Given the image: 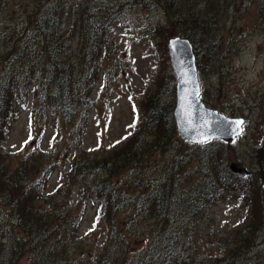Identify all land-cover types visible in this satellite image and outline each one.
Wrapping results in <instances>:
<instances>
[{
	"label": "trees",
	"instance_id": "16d2710c",
	"mask_svg": "<svg viewBox=\"0 0 264 264\" xmlns=\"http://www.w3.org/2000/svg\"><path fill=\"white\" fill-rule=\"evenodd\" d=\"M221 1L204 0L205 10L198 12L192 4L194 0H157L170 20L174 36L161 25L151 33L165 38H189L197 46L199 71L206 74V68L210 67L212 72L218 64L221 46L216 35L220 11L224 9ZM102 11L104 8L88 3L76 19L71 0H45L11 37L3 38L4 31L0 30V264H5L6 256L12 257L9 264H88L93 259L92 253L82 258L77 255V250L84 247L79 239L86 214L84 205L88 202L97 206L96 222L110 227L111 239L120 238L125 229L130 230V226L141 221H154L144 245H131L123 255L115 257L104 248L94 264H264V258L244 256L241 249L232 251L226 259L203 256L197 248L210 210L228 192L244 190L246 195L257 187L261 196L264 140L254 149L250 176L244 179L229 169L235 156L224 151L232 144L218 140L203 145L184 143L173 115L176 86L172 75L173 83L167 78L163 88L155 85L145 98L151 112V120L147 122L151 141L143 144L133 139L117 152H106L111 153L110 160L91 157L82 145V153L77 150L70 160L71 173H60V181L68 183H61L56 193L44 196L53 167L37 159L30 162L22 154L16 156L19 159L16 164L9 161L4 143L32 96L52 107L59 132L63 120L73 126L71 135L77 138L84 135L95 107L92 92L101 79L100 62L106 57L102 49L106 48L107 54L115 51L112 33L115 18L106 14L97 16ZM258 13L264 31V0H260ZM77 27L81 44L77 54L80 61L75 63L74 58L66 55L74 48L71 39ZM109 73L113 74L112 69ZM109 73L106 77L113 82L115 77ZM157 92L159 97L155 98ZM166 92H171L170 103H163ZM202 99L207 105L205 95ZM40 115L34 117L35 121ZM150 144L167 152L172 149L163 174L148 180L137 194H123L114 177L120 169L143 163L145 146ZM192 161L195 165L190 169ZM94 174L101 177L89 184ZM77 187L79 198L85 202L68 204L69 191ZM252 195L247 196L249 201ZM56 199L58 205L53 210L43 208L45 204L51 208ZM261 205L262 212L255 214V220L260 221L255 227L259 234L264 233V203ZM122 227L125 229L120 231Z\"/></svg>",
	"mask_w": 264,
	"mask_h": 264
},
{
	"label": "rangeland",
	"instance_id": "374dc122",
	"mask_svg": "<svg viewBox=\"0 0 264 264\" xmlns=\"http://www.w3.org/2000/svg\"><path fill=\"white\" fill-rule=\"evenodd\" d=\"M44 1L0 0V30L4 31L3 38L11 37L13 31L21 30L25 26V18ZM203 1L194 0L192 4L196 11L205 10ZM88 3L104 8L97 16L106 14L108 18H115L112 25L115 51L107 54V49H102L101 53L106 57L100 62L101 79L92 92L95 107L84 135L81 138L71 135L73 126L66 125L63 120H60L59 132L58 119L52 107L37 102L32 96L4 143V150L8 151L12 164H16L19 160L16 156L22 154L30 162L37 159L54 168L49 178V189L44 196L58 191L63 183L60 173H71L70 160L77 150L82 153V145L91 157L101 156L104 160H110L112 155L106 152H117L133 141H142L143 144L150 142L147 122L151 120V112L144 103L145 98L155 85L163 88L167 78L173 83L171 75L174 77V74L168 53V40L171 37L151 33L161 25L174 36V29L169 26L170 20L157 0H71L76 19L80 18L78 12H83ZM221 3L224 9L220 11L222 16L216 32L221 40L217 55L219 61L212 72L209 71L210 67L206 68V74L200 71L201 95H205L208 107L231 118L245 119L242 135L224 152L235 156L232 162H240L251 169L253 151L264 140V31L258 13L260 0H222ZM78 32L77 27L71 39L74 48L67 51L66 55L67 58H74L75 63L80 61V57H77L81 44ZM110 69L113 74L109 73ZM108 73L115 77L113 82L108 81ZM171 96V92H166L163 103H170ZM158 97L157 92L155 98ZM38 115L35 121L34 117ZM134 123L135 127H129ZM145 148L143 163L120 169L113 179L123 194L134 195L143 190L148 180L163 174L171 158L172 149L167 152V149L155 148L152 144ZM194 165L192 161L190 169ZM100 177V174H94L88 183ZM67 183L65 180L63 185ZM256 188L252 189L253 192L247 191L246 195L244 190L230 191L224 200L212 207L203 235L198 240L199 254L227 259L232 251L241 249L244 256L264 258V233L255 231L260 223L259 218L255 220V214L258 216L259 211L262 212L263 192L261 197ZM79 193V187L69 191L67 203L85 202V199L79 198ZM249 194H253V201L248 200ZM62 199L65 200V197ZM57 205L58 199L51 208L47 204L43 208L53 210ZM84 206L86 214L79 239L84 247L77 250V255L82 258L92 253L93 259H89L88 264H94L95 258L100 256L98 254L104 248L115 257L123 255L131 245H144L150 238L152 220L132 225L130 230L122 227L120 231H126L120 234V238L114 236L111 239L110 227L96 222L97 206L89 202ZM16 233L19 231L16 230ZM11 259V256H6L5 264Z\"/></svg>",
	"mask_w": 264,
	"mask_h": 264
},
{
	"label": "water",
	"instance_id": "95a60500",
	"mask_svg": "<svg viewBox=\"0 0 264 264\" xmlns=\"http://www.w3.org/2000/svg\"><path fill=\"white\" fill-rule=\"evenodd\" d=\"M173 41H178L175 47L172 45ZM168 51L177 80L174 119L182 141L191 144H204L212 140L230 143L241 136L243 132L237 135L233 131L235 127L233 122L245 121V119L231 118L218 110L209 108L202 100L197 55L192 42L181 36L171 38ZM184 72L188 75L182 76ZM229 169L242 179L250 175L248 167L240 162H231ZM262 192L264 201V184Z\"/></svg>",
	"mask_w": 264,
	"mask_h": 264
},
{
	"label": "snow or ice",
	"instance_id": "6c2138e0",
	"mask_svg": "<svg viewBox=\"0 0 264 264\" xmlns=\"http://www.w3.org/2000/svg\"><path fill=\"white\" fill-rule=\"evenodd\" d=\"M178 41H173L172 45L173 47H175L177 45ZM188 73L184 72L182 73V76H187ZM197 92H198V85H197ZM234 123V128L233 131L236 132L237 135L241 134L243 132V125L245 124V121L243 120H236L233 122ZM129 127H135V123L133 125H130ZM127 137H124V139H126ZM120 141H117L116 143H119Z\"/></svg>",
	"mask_w": 264,
	"mask_h": 264
}]
</instances>
